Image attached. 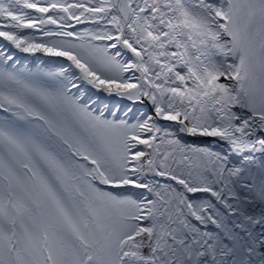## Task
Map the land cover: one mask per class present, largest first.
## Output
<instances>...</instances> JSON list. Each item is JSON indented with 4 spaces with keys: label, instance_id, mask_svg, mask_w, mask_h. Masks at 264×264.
<instances>
[{
    "label": "snow or ice",
    "instance_id": "snow-or-ice-1",
    "mask_svg": "<svg viewBox=\"0 0 264 264\" xmlns=\"http://www.w3.org/2000/svg\"><path fill=\"white\" fill-rule=\"evenodd\" d=\"M0 264H264V0H0Z\"/></svg>",
    "mask_w": 264,
    "mask_h": 264
}]
</instances>
